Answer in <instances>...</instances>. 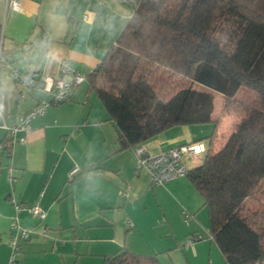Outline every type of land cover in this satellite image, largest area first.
Listing matches in <instances>:
<instances>
[{"label":"crops","instance_id":"0c3cea01","mask_svg":"<svg viewBox=\"0 0 264 264\" xmlns=\"http://www.w3.org/2000/svg\"><path fill=\"white\" fill-rule=\"evenodd\" d=\"M18 2L11 9L0 0V53L7 57L0 63V113L9 115V125L42 101L47 105L30 120L23 142L0 147V264H8L12 254L13 221L30 230L18 241L15 264H104L122 249L154 254L160 264H226L188 176L152 183L149 171L136 166L135 147H120L97 95L88 83L80 86L85 78L60 103L13 79L11 68L55 79L60 58L86 75L114 45L136 0ZM211 130L210 123L175 125L141 145L157 153ZM6 136L0 128V144ZM202 159L198 154L182 162L193 168ZM74 166L79 170L68 176ZM32 205L44 218L29 211Z\"/></svg>","mask_w":264,"mask_h":264},{"label":"trees","instance_id":"16d2710c","mask_svg":"<svg viewBox=\"0 0 264 264\" xmlns=\"http://www.w3.org/2000/svg\"><path fill=\"white\" fill-rule=\"evenodd\" d=\"M85 80L121 148L171 126L212 125L195 140L207 141L202 162L187 173L207 209L208 233L226 264H264V206H244L247 198L264 201V0H136ZM213 92L221 111L236 117L224 132L212 116ZM104 264L160 263L122 249Z\"/></svg>","mask_w":264,"mask_h":264},{"label":"built area","instance_id":"2783aa9c","mask_svg":"<svg viewBox=\"0 0 264 264\" xmlns=\"http://www.w3.org/2000/svg\"><path fill=\"white\" fill-rule=\"evenodd\" d=\"M7 6L11 9H17L18 0H6ZM48 53H46L47 55ZM7 57L0 53V63L5 62ZM59 76L55 79L49 77H39L36 71L27 73H19L15 68H11L13 79L16 83L24 86L26 89L37 88L51 95V100L54 103H60L69 99L70 92L73 87L84 80L85 75L82 72L75 70L66 58L58 60ZM22 93H19L16 98L18 105ZM47 105L46 101H42L39 105L32 107L26 112L17 116L11 123L7 124L6 119L8 114L0 113V128L6 131V138L0 144L2 148H9L14 143L23 142L25 135L30 129V120L38 113L42 112ZM8 137V138H7ZM205 146L198 141H192L181 144L174 148H169L157 153H147L144 146L139 144L135 146L136 166L143 167L149 171L152 183L159 184L167 179L178 176L187 175L189 168L183 164L182 159L185 156L196 157L200 152L204 151ZM10 170V168H8ZM78 167L74 166L69 170L68 176L73 175L78 171ZM15 209L19 208L18 204L14 203ZM29 211L42 219L45 212L36 205L29 207ZM10 228L14 230V234L10 237V245L12 254L8 264H15L14 254L18 253V241L28 238L29 229L20 225L17 221H13ZM192 240L187 239V243L191 244Z\"/></svg>","mask_w":264,"mask_h":264},{"label":"rangeland","instance_id":"374dc122","mask_svg":"<svg viewBox=\"0 0 264 264\" xmlns=\"http://www.w3.org/2000/svg\"><path fill=\"white\" fill-rule=\"evenodd\" d=\"M246 2H248V1H246ZM80 86L81 87L82 86H87V81L82 82L80 84ZM245 92H246L245 89L240 88L237 91V93H236V97H238V98L242 97L243 93H245ZM91 95L93 97H96V93H95V91L93 89H91ZM247 96H250V94H248ZM14 98H16V96ZM221 98H222V96L220 95V93L213 92V110H212V116H218V117H220V123H219L218 128H220L224 132V131L229 130V126L231 125L232 120L233 119H236V117L233 116V115H231V114H224L221 111ZM14 101H15V99H14ZM203 145H205V144L203 143ZM203 155H204V151H202V152L199 153V157L201 156L203 158ZM259 197L262 198L264 196H261L260 195ZM261 200H264V198H262ZM244 206L248 210H250L252 212H254V211L259 212L262 209L261 207L264 206V201L260 202V201H258L256 199L247 198L244 201Z\"/></svg>","mask_w":264,"mask_h":264}]
</instances>
